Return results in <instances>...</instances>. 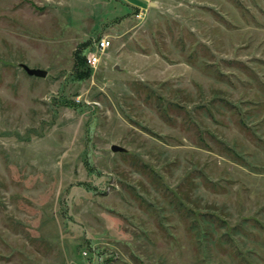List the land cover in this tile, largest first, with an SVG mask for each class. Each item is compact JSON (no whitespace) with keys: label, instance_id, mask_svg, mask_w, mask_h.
Masks as SVG:
<instances>
[{"label":"rangeland","instance_id":"obj_1","mask_svg":"<svg viewBox=\"0 0 264 264\" xmlns=\"http://www.w3.org/2000/svg\"><path fill=\"white\" fill-rule=\"evenodd\" d=\"M0 264H264V0H0Z\"/></svg>","mask_w":264,"mask_h":264},{"label":"built area","instance_id":"obj_2","mask_svg":"<svg viewBox=\"0 0 264 264\" xmlns=\"http://www.w3.org/2000/svg\"><path fill=\"white\" fill-rule=\"evenodd\" d=\"M111 46V42L109 40H100L95 44V50L91 52L90 56L88 57V65L92 69H97V67L102 62V57L105 55V51ZM91 253V252H90ZM87 260L91 257L89 253H84Z\"/></svg>","mask_w":264,"mask_h":264},{"label":"water","instance_id":"obj_3","mask_svg":"<svg viewBox=\"0 0 264 264\" xmlns=\"http://www.w3.org/2000/svg\"><path fill=\"white\" fill-rule=\"evenodd\" d=\"M23 70L30 76L38 79H45L48 76V72L40 69H32L29 68L26 65H21ZM112 151L114 153H125L126 150L122 149L121 147L118 146H113Z\"/></svg>","mask_w":264,"mask_h":264},{"label":"trees","instance_id":"obj_4","mask_svg":"<svg viewBox=\"0 0 264 264\" xmlns=\"http://www.w3.org/2000/svg\"><path fill=\"white\" fill-rule=\"evenodd\" d=\"M92 42H90V44H91ZM88 47L86 48L85 47V49H83L84 50V52H83V54L80 52V54H77V56H76V64L79 62V64H80V67L82 68V73H81V75H82V77H86L87 75H88V73H86V68L89 70V69H92L89 65H88V61H87V54H88V52H89V50H90V45H87Z\"/></svg>","mask_w":264,"mask_h":264}]
</instances>
